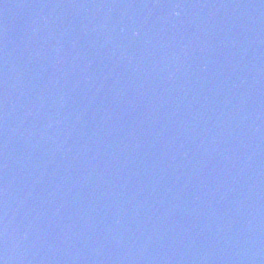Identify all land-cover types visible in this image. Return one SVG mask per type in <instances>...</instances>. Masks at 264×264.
<instances>
[{
    "label": "water",
    "instance_id": "water-1",
    "mask_svg": "<svg viewBox=\"0 0 264 264\" xmlns=\"http://www.w3.org/2000/svg\"><path fill=\"white\" fill-rule=\"evenodd\" d=\"M0 264H264V0H0Z\"/></svg>",
    "mask_w": 264,
    "mask_h": 264
}]
</instances>
